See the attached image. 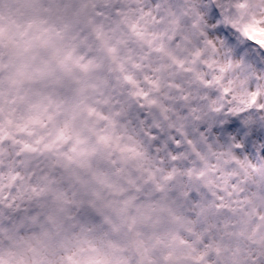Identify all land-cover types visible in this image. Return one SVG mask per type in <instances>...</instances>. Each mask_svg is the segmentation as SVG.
Listing matches in <instances>:
<instances>
[{
	"label": "clouds",
	"instance_id": "9594fccd",
	"mask_svg": "<svg viewBox=\"0 0 264 264\" xmlns=\"http://www.w3.org/2000/svg\"><path fill=\"white\" fill-rule=\"evenodd\" d=\"M0 264H264V0H0Z\"/></svg>",
	"mask_w": 264,
	"mask_h": 264
}]
</instances>
